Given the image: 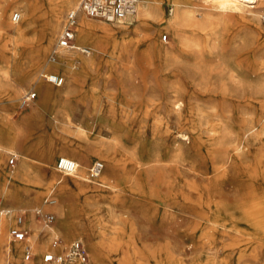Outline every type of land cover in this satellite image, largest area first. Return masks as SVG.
I'll return each mask as SVG.
<instances>
[{"label":"rangeland","instance_id":"rangeland-1","mask_svg":"<svg viewBox=\"0 0 264 264\" xmlns=\"http://www.w3.org/2000/svg\"><path fill=\"white\" fill-rule=\"evenodd\" d=\"M79 1L62 9L53 41L42 50L46 15L61 0H0V132L11 121L18 139L12 149L29 159L11 166L15 155L2 158L0 207L13 215L0 221V264L43 261L47 251L36 247L35 257L25 261V248L14 251L8 234L16 213L26 211L27 222L44 198H55L49 193L61 177L68 189L58 192L54 205L55 230L65 244L59 247L82 241L91 264H100L99 257L108 264H264V177L248 173L257 170L264 135L243 128L264 104V16L225 12L205 0H147L159 18L135 17L128 25L84 17L79 29L84 20L99 27L80 42L92 53H74L76 80L59 74L65 84L57 88L41 76L51 73V53ZM176 4L190 23L173 28ZM15 13L22 16L18 24ZM29 91L37 98L21 108ZM216 112L222 122L209 119ZM210 125L222 127L214 139ZM230 132L241 136L250 156L234 163L238 176L212 169L211 150ZM60 158L80 164L75 177L58 172ZM95 161L105 169L89 182L86 169ZM21 167L33 172L35 182L48 183L30 206L4 198L3 182ZM247 190L257 193L255 201L243 197ZM82 212L95 219L96 235L67 237L68 226L83 222ZM3 223L11 225L6 235ZM32 223L37 241L48 243L50 232ZM27 229L33 236V226Z\"/></svg>","mask_w":264,"mask_h":264},{"label":"bare ground","instance_id":"bare-ground-1","mask_svg":"<svg viewBox=\"0 0 264 264\" xmlns=\"http://www.w3.org/2000/svg\"><path fill=\"white\" fill-rule=\"evenodd\" d=\"M73 1H76V0H61V2L50 6L49 12L46 15L47 16V20H46L47 22L44 24L43 35L39 40V49L46 50L51 45V43L53 41V35L55 34V31L58 27L59 13L62 11V9L66 5H68L70 2H73ZM205 1L216 4L218 8H220L221 10H223L225 12H226V10H234V11H240L241 12V11H245L247 9L248 12L252 13L256 19L264 16V0H205ZM142 4H144V7H142V10L139 11V7H140V4H139L138 11H137V14L135 16L131 17L130 19H128L126 21H122L118 24H125L126 23L128 25H132L135 17H138V18L149 17L151 19L159 18L161 13L156 11V7L152 6V4L149 1L144 0L142 2ZM77 6H78V3H76L74 5L72 10L77 9ZM176 7L179 9H178V12H177L175 18L173 19V28H176V27L181 26V25L186 24V23H190V19L188 18V16L185 13L181 12L182 6L180 7L179 4H176ZM252 8L256 9V11H253ZM81 17H79V26H80V18ZM97 29H99V27H97L96 25L91 24L85 20L82 21L81 27L79 29V35L77 36L78 43L80 44V42H84L86 40H89L92 37V32L97 30ZM100 29H102V28H100ZM70 54H71V56H70ZM70 54L67 53L66 56H63L62 62L59 61L60 63L59 62L52 63L49 60V62H48L49 71L51 73L63 74V75L71 76V78H74L75 74H74V72L71 71L72 62L74 61L72 55H74V53H70ZM63 61H64V65H65V70L62 73L60 67L63 65L62 64ZM74 80H76V78H74ZM210 118L211 119H218L220 122L223 121L222 120L223 117L220 116L217 112L210 115L209 119ZM250 119H252V118H250ZM250 119L243 121V128L246 129L245 133L247 134L248 132H250L254 129L256 130V128H257L258 129L257 135L259 137L264 135V104L260 105L258 113L255 117V120H250ZM4 123L6 126L5 129H7V131L0 132V140L1 141L6 140L5 144H7L9 147L3 146L2 143H4V142H0V166L2 164V158L4 157V155H15L16 157H18L20 159L21 158L24 159V162L29 161V159L26 156H22L18 153H15L14 150L12 149V145L15 142L17 143V141H18L17 137L13 135V129L15 128V126L8 119H6ZM208 129H209L208 130L209 133L213 134V136H211L210 139H214L215 136L219 134L218 130H222V127H221V125L219 127L217 125H210ZM226 131H228V130H226ZM230 133L231 134L229 136L226 135L224 137L223 143L221 146L213 148L211 150L212 169H213V173H217V172L220 173L221 172L220 174H223L224 176H227L230 173V171L233 170L234 175L238 176V175H240L241 172L239 171L240 170L239 166H236V167L233 166L234 163L237 160H239V161L242 160L243 158L249 159L250 156H249V152L244 153V151H243L244 148H241V136L234 134L233 132H230ZM241 133H242V131H241ZM79 145H80V143H79ZM66 159H69V158H66ZM78 160H80V158ZM257 162H258L257 170H253L254 173H251V171H249L250 170L249 169L248 173L250 175H253L254 177H257V174L258 175L261 174L264 177V150H263V152H261L257 156ZM76 163H78V162H76ZM259 169L261 170V172L258 171ZM13 172H15V171H13ZM116 173H118V172L116 171ZM75 176H76V174L72 175V176H65V177H75ZM102 176H103V173L101 174V176L99 178H101ZM130 177H132V176H130ZM64 182H65L64 177H61L56 181L55 185L51 188V192L49 194L53 193V195L55 196V200L53 199V197H51L54 200V204L51 206H54L57 204L58 199H59L58 195H57L58 192H65L68 189V186L63 185ZM3 183H4L3 184L4 198L8 199L10 201L13 200L16 203H21V204H24L26 206H30L32 203L36 202V200H38V198H40L41 191L48 187V183L45 184V183L35 182L33 180V172L29 168H24V167L19 168L15 173L7 176L5 182H3ZM17 188H19V189H17ZM54 189H56V190H54ZM54 193L57 195V197ZM215 193H217V192H215ZM256 194L257 193L254 190H247L243 193V195H244L243 197L252 202V201H255L252 199L255 198ZM45 200L43 202V207H42V208H44V210H46L48 207H50L48 205H44ZM65 201H67V199H63L62 203H65ZM210 201H211V199H210ZM205 204L208 205L207 203H205ZM209 204H211V203H209ZM201 206H202V204H201ZM7 210L10 211L13 215V212L11 209H7ZM23 212H26V211H23ZM33 215H34V212H33ZM80 216L83 218V222H76L74 225L68 226L69 228L67 229L68 233H66V236L67 237L68 236L69 237L74 236L80 231L87 233L91 237L95 236L96 235V232L94 231L95 219L92 218V216H90L89 214L84 213V212L79 213V217ZM32 222H34V221H32ZM32 222H29L27 224L29 227L31 226V229L33 226V229H32L33 236H30L29 240H28L29 243L32 244V248L34 249V247H36L40 251L46 250L47 252H51V253L61 252L62 249L60 247H53L51 241H49L48 243H40L39 241H37L39 229ZM10 226L11 225H8L5 223L1 224V230H2L1 235L8 234V229L10 228ZM105 229H107V228L105 227ZM99 234H100V237L103 236V232L100 231ZM2 242L3 241L1 240L0 244ZM26 244L27 243H16V244L12 245V249L13 250L16 249L17 251H20L26 247ZM263 244H264V242H263ZM101 247H102V245H101ZM107 248H109V247L107 246ZM118 251H120V250H118ZM94 253L96 256V254H98L97 250H94ZM122 257H124V256H122ZM99 258H100V264H108V261L105 257H103V258L99 257ZM32 264H44V263H43V261L41 262L40 259H37ZM74 264H78V263H74Z\"/></svg>","mask_w":264,"mask_h":264},{"label":"built area","instance_id":"built-area-1","mask_svg":"<svg viewBox=\"0 0 264 264\" xmlns=\"http://www.w3.org/2000/svg\"><path fill=\"white\" fill-rule=\"evenodd\" d=\"M139 0H80L77 9L71 10L66 16L65 25L58 38V41L51 53L50 61L56 63L61 61L63 53L72 52L82 55H91L92 49L82 46L78 43L79 17H85L90 20L100 21L108 24H117L126 21L137 14ZM22 19L20 13H15L12 21L18 24ZM65 51V52H64ZM43 80L60 88L65 84L64 78L56 73L43 74ZM37 98L34 91L27 92L21 99V108L29 107ZM18 157L12 156L10 165L14 166ZM81 169L80 165L74 160L60 158L57 162V170L65 176H72ZM105 169L104 163L95 161L86 170V179L89 181L97 180ZM54 200L48 197L44 205L51 206ZM12 215L10 211L0 207V221ZM25 212H18L14 215L15 226L9 231V240L11 243H27L24 249L25 261H31L34 257V250L29 243V230L26 228ZM34 216L39 220L45 229L52 232V246L59 247L64 244L62 238L54 232L56 224V214L52 211H46L44 208L34 210ZM54 232V233H53ZM44 264H91V260L84 244L80 240L72 241L66 245L61 252H46L43 255Z\"/></svg>","mask_w":264,"mask_h":264},{"label":"crops","instance_id":"crops-1","mask_svg":"<svg viewBox=\"0 0 264 264\" xmlns=\"http://www.w3.org/2000/svg\"><path fill=\"white\" fill-rule=\"evenodd\" d=\"M82 18H84V17H81L80 19H82ZM78 40V39H77ZM61 61H62V59H61ZM60 61V62H61ZM59 62V63H60ZM91 166V165H90ZM89 166V167H90ZM87 170V169H86ZM47 198V197H46ZM46 198H44V200L46 199ZM54 198V197H53ZM55 199V198H54ZM44 200H43V202H44ZM43 202H42V205L41 206H43ZM47 211H52V212H56L57 211V209H55L54 208V206H50V207H48L47 209H46ZM30 216H29V219H28V221L30 222V220L33 218V220L35 221V222H38L39 224H40V222L35 218V216L33 215V213H32V215L31 214H29ZM27 221V222H28ZM27 222H26V224H25V226H26V228L28 227V225H27ZM48 232H50V231H48ZM54 232L57 234V233H59V232H57V230H55L54 229ZM53 232V233H54ZM52 237H53V234H52V232H50V237L49 238H51L52 239ZM47 240H49L50 241V239H47ZM63 245H65V244H63ZM62 245V246H63ZM34 250V249H33Z\"/></svg>","mask_w":264,"mask_h":264}]
</instances>
